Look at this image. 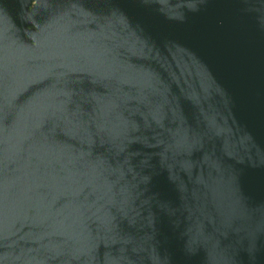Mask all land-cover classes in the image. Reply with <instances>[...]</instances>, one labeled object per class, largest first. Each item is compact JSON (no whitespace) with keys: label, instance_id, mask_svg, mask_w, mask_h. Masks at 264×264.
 I'll use <instances>...</instances> for the list:
<instances>
[{"label":"water","instance_id":"water-1","mask_svg":"<svg viewBox=\"0 0 264 264\" xmlns=\"http://www.w3.org/2000/svg\"><path fill=\"white\" fill-rule=\"evenodd\" d=\"M0 264H264V0H0Z\"/></svg>","mask_w":264,"mask_h":264}]
</instances>
